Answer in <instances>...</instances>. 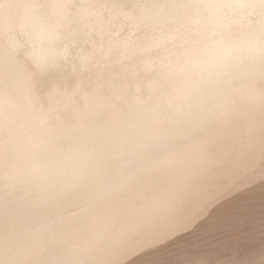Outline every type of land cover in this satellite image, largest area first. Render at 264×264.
<instances>
[{
    "label": "bare ground",
    "instance_id": "6f19581e",
    "mask_svg": "<svg viewBox=\"0 0 264 264\" xmlns=\"http://www.w3.org/2000/svg\"><path fill=\"white\" fill-rule=\"evenodd\" d=\"M146 1L0 0V264H264V62L207 99L141 79L163 29L87 36Z\"/></svg>",
    "mask_w": 264,
    "mask_h": 264
},
{
    "label": "water",
    "instance_id": "95a60500",
    "mask_svg": "<svg viewBox=\"0 0 264 264\" xmlns=\"http://www.w3.org/2000/svg\"><path fill=\"white\" fill-rule=\"evenodd\" d=\"M212 1L214 0H148L144 2L140 14L139 20L145 23V29L152 30L144 39L153 35L155 30L157 31L152 37L160 29H163V33L161 39L153 42L151 47L134 55L146 53L147 59L156 60L154 63L163 66L167 72V75L158 78L168 86L179 83L180 91L189 97L200 94L207 96V92L213 91L211 88L217 85L218 80L229 75H239V71L249 62L253 66L264 62L263 42L251 37L247 44L228 41L225 36L228 32L243 31H253L258 35L261 26L245 29L241 27L240 20L256 17L264 22V0H225V3L217 0L218 2L212 3L211 5L217 4L221 9H229L238 17L235 21L223 22L221 27L205 23L208 11H205L206 4ZM211 31L214 32L213 35L209 33ZM186 32L193 36H188ZM207 33L213 37H208ZM176 45L180 47L176 48ZM155 47L158 50L154 52L151 49ZM151 67L146 68L149 70V77L139 75L141 79L149 81L157 78L150 75ZM174 98L178 96L175 95Z\"/></svg>",
    "mask_w": 264,
    "mask_h": 264
},
{
    "label": "rangeland",
    "instance_id": "374dc122",
    "mask_svg": "<svg viewBox=\"0 0 264 264\" xmlns=\"http://www.w3.org/2000/svg\"><path fill=\"white\" fill-rule=\"evenodd\" d=\"M130 3H131V1H130ZM134 15H135V17L133 16L131 22L125 21V20L121 21V23H120V21H119V23L117 22V24L112 26L108 32H105V34H103L104 38H102L103 36L102 37L101 36H96L95 33L93 32L92 34L87 36V40L89 41V43H94L96 45H103V44H106V43L117 44V43L122 42V41L124 43L126 41V45H125L126 47H127L128 44L129 45H131V43L135 44L138 41L137 39L139 37L142 38L143 36H148L151 33L148 32V30H146L145 28H142V27L136 25V23H139L140 25H142V22H140L141 20H139L138 15L137 16H136V14H134ZM205 16H206L205 17V23L206 24L207 23L208 24L213 23L217 27H221L224 20L225 21H228V20L229 21H235L236 18H238V17H236V15H233L230 12L229 9H226V8L221 9V8H219V6L217 4H213L211 6V9L208 10V12H206ZM240 23H241L240 24L241 27H243L245 29H247V28H249L251 26L259 25V26H261L262 30L264 31V22L260 21L256 17H248V18H245V19H241ZM123 24H125V25H123ZM135 25H136V27H135ZM128 32H130V34H128ZM106 35H108V36H106ZM133 35H134V37H133ZM138 35H139V37H138ZM187 35L188 36H193L191 33H187ZM132 37H133V40H132ZM125 39H127L128 41L125 40ZM101 43H103V44H101ZM121 47H122V51H123L124 44ZM179 47L180 46L176 45V48H179ZM81 50H82L81 46L79 44H77L76 49H75L76 54L73 53V54H70V55L66 56L64 61H63L64 66L68 65V64H71V65H76L75 66L76 68L81 67L80 58L78 59V57H77V55L79 54V52ZM151 50L152 51H154V50L157 51L158 47H155V48H153ZM25 52H26V49L23 48L22 49V54L25 53ZM145 55H146V53L145 54L144 53L135 54L129 60V62L128 61L127 62L128 63H136V64H138L140 69H137V75H141L144 78H148L149 74H147V73H149V70H146V68H141L144 65V63H145V59H147V58L144 57ZM146 56H148V55H146ZM88 66H92V67L95 66V60H91L90 64L88 63ZM150 67H151L150 75H155V77H157V78L158 77H164L165 75H167L166 69L163 66L159 65V64H155L154 62H151L150 63ZM207 98H208V96H206L205 99H207Z\"/></svg>",
    "mask_w": 264,
    "mask_h": 264
}]
</instances>
